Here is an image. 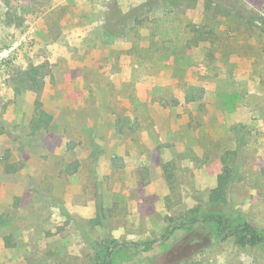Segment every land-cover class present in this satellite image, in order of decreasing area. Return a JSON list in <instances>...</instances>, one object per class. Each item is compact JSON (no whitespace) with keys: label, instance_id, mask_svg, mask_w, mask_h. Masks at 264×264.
I'll return each mask as SVG.
<instances>
[{"label":"rangeland","instance_id":"obj_1","mask_svg":"<svg viewBox=\"0 0 264 264\" xmlns=\"http://www.w3.org/2000/svg\"><path fill=\"white\" fill-rule=\"evenodd\" d=\"M143 1L0 0V264H105L117 244L111 264H264V243L234 232L264 236V33L217 25V45L187 43L201 0L139 7L122 32L105 21ZM238 1L264 17V0ZM32 63L50 70L47 131L12 90ZM196 214L229 224L170 227Z\"/></svg>","mask_w":264,"mask_h":264},{"label":"trees","instance_id":"obj_2","mask_svg":"<svg viewBox=\"0 0 264 264\" xmlns=\"http://www.w3.org/2000/svg\"><path fill=\"white\" fill-rule=\"evenodd\" d=\"M178 1H191V0H146L141 2L140 4L132 5L130 12L127 16H123V18H116L115 11L117 9V3L113 2L107 11V15L105 17L106 22L114 23V26H119L120 31L122 32L124 28V24L126 23V19L131 18L136 14V10L140 8H147L148 10L153 9L154 7H159L160 5L169 3H177ZM202 7L204 10V24H198L191 26V29L187 34L189 38L186 39L187 43H190L194 46L198 45H208L215 46L217 45L214 42L212 36L214 32L217 30L218 26H226V29H232L237 34L241 33V29L244 25L249 24V26H253L259 30L258 32L264 33V17H262L259 13L249 10L243 2L238 0H201ZM113 12L112 15H110ZM122 16V15H121ZM228 24V25H227ZM223 26V27H224ZM120 34V32H119ZM223 44H219V48ZM144 52L149 50L148 47H141ZM221 51V50H220ZM218 52L219 58L221 60L226 58L222 51ZM169 53V52H168ZM172 56L176 55V50H172L170 52ZM207 57H212L216 60V57L212 54V52H207ZM227 59V58H226ZM50 70L47 63L41 64H30L23 70H18L13 73L11 77L12 90L15 95H19L23 92L28 93L32 98V123L33 126L37 130L47 131L52 125L53 116L49 113L41 100L42 92L44 89L46 78L49 76ZM122 129L124 126L122 125ZM242 133V132H241ZM6 172L15 171L13 166L6 164L4 166ZM234 173L230 174H219L216 177V198L220 202H225L227 200V194L229 191V185L234 181ZM196 212V210H193ZM92 227L95 226H103L104 225V215L99 214L95 219L89 221ZM204 224H216L226 227L229 224V220L225 218L222 214H212V215H204V214H196L189 219L181 220L180 222H175L171 220L170 227L174 226V228L180 227H192L196 225H204ZM236 233L235 243L242 247H253L257 246L261 243H264V236L261 234V231L254 227L253 225L243 222L239 224L237 229L234 230ZM220 239H225L226 235L219 236ZM135 245L139 248L148 247L154 242H144V243H129L125 242L126 245ZM122 250L123 247L119 244L114 245L113 247H106L105 252V264H111L112 254L117 250Z\"/></svg>","mask_w":264,"mask_h":264}]
</instances>
